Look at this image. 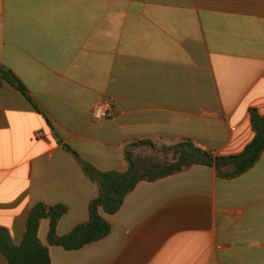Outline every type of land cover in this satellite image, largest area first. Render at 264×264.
I'll return each mask as SVG.
<instances>
[{
  "label": "crops",
  "instance_id": "0c3cea01",
  "mask_svg": "<svg viewBox=\"0 0 264 264\" xmlns=\"http://www.w3.org/2000/svg\"><path fill=\"white\" fill-rule=\"evenodd\" d=\"M0 65L35 105L0 86V227L19 245L37 204L66 208L59 236L88 221L82 162L122 172L142 140L241 153L250 110L264 116V0H0ZM102 99L114 113L93 123ZM100 214L109 234L78 250L40 221L51 264H264V153L235 178L192 165L141 181Z\"/></svg>",
  "mask_w": 264,
  "mask_h": 264
},
{
  "label": "trees",
  "instance_id": "16d2710c",
  "mask_svg": "<svg viewBox=\"0 0 264 264\" xmlns=\"http://www.w3.org/2000/svg\"><path fill=\"white\" fill-rule=\"evenodd\" d=\"M4 84L19 91L31 102L28 91L21 81L10 69L0 65V86ZM33 106L35 107L34 104ZM250 124L254 137L245 149L236 155L214 156L191 140H183L170 146H158L142 140L125 147V170L122 172H100L88 163L82 162L84 173L98 186V196L88 206V221L59 236L57 225L66 213V208L62 205L48 207L37 204L26 216L25 231L19 245H14L8 230L0 227V252L10 264H51L47 248L38 239L41 220L49 222L46 237L48 245L62 247L65 250H78L109 234L110 225L102 218L100 211L108 215L115 214L126 196L141 181H156L192 165L213 166L218 176L222 178L230 179L242 175L251 169L264 153V116L250 110ZM142 147L168 154L170 158L162 161L156 157L136 156L135 151Z\"/></svg>",
  "mask_w": 264,
  "mask_h": 264
},
{
  "label": "built area",
  "instance_id": "2783aa9c",
  "mask_svg": "<svg viewBox=\"0 0 264 264\" xmlns=\"http://www.w3.org/2000/svg\"><path fill=\"white\" fill-rule=\"evenodd\" d=\"M114 103L111 99L99 100L93 107L91 121L93 123L102 122L108 119L114 113ZM37 138L41 137V133H36Z\"/></svg>",
  "mask_w": 264,
  "mask_h": 264
},
{
  "label": "rangeland",
  "instance_id": "374dc122",
  "mask_svg": "<svg viewBox=\"0 0 264 264\" xmlns=\"http://www.w3.org/2000/svg\"><path fill=\"white\" fill-rule=\"evenodd\" d=\"M135 155L138 157H141V158L156 157L162 161L169 160V158H170L168 154H164V153H161L159 151H153V150L143 148V147L140 148L139 152Z\"/></svg>",
  "mask_w": 264,
  "mask_h": 264
}]
</instances>
